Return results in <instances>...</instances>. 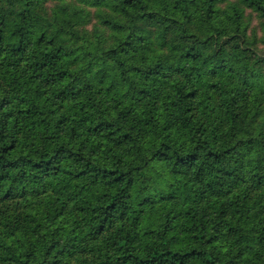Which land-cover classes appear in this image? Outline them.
<instances>
[{
    "label": "trees",
    "instance_id": "obj_1",
    "mask_svg": "<svg viewBox=\"0 0 264 264\" xmlns=\"http://www.w3.org/2000/svg\"><path fill=\"white\" fill-rule=\"evenodd\" d=\"M0 264H264V0H0Z\"/></svg>",
    "mask_w": 264,
    "mask_h": 264
},
{
    "label": "rangeland",
    "instance_id": "obj_2",
    "mask_svg": "<svg viewBox=\"0 0 264 264\" xmlns=\"http://www.w3.org/2000/svg\"><path fill=\"white\" fill-rule=\"evenodd\" d=\"M251 26L258 28V22L254 14L251 16Z\"/></svg>",
    "mask_w": 264,
    "mask_h": 264
}]
</instances>
